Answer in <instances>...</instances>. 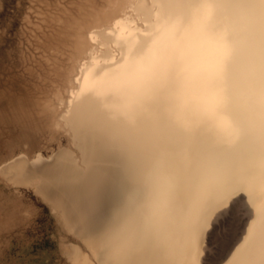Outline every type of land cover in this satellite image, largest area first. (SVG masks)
Wrapping results in <instances>:
<instances>
[{
	"label": "bare ground",
	"instance_id": "1",
	"mask_svg": "<svg viewBox=\"0 0 264 264\" xmlns=\"http://www.w3.org/2000/svg\"><path fill=\"white\" fill-rule=\"evenodd\" d=\"M0 179L69 264H264V0H0Z\"/></svg>",
	"mask_w": 264,
	"mask_h": 264
},
{
	"label": "rangeland",
	"instance_id": "2",
	"mask_svg": "<svg viewBox=\"0 0 264 264\" xmlns=\"http://www.w3.org/2000/svg\"><path fill=\"white\" fill-rule=\"evenodd\" d=\"M70 235L32 187L0 179V264H69L60 240Z\"/></svg>",
	"mask_w": 264,
	"mask_h": 264
},
{
	"label": "snow or ice",
	"instance_id": "3",
	"mask_svg": "<svg viewBox=\"0 0 264 264\" xmlns=\"http://www.w3.org/2000/svg\"><path fill=\"white\" fill-rule=\"evenodd\" d=\"M130 200H131L132 203H135L136 193H131L130 194ZM197 206H198V199H193V201H192V209H193V211L196 209Z\"/></svg>",
	"mask_w": 264,
	"mask_h": 264
}]
</instances>
